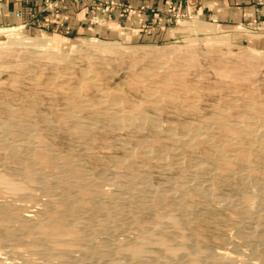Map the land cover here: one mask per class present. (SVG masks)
I'll return each instance as SVG.
<instances>
[{
    "label": "rangeland",
    "instance_id": "374dc122",
    "mask_svg": "<svg viewBox=\"0 0 264 264\" xmlns=\"http://www.w3.org/2000/svg\"><path fill=\"white\" fill-rule=\"evenodd\" d=\"M88 6V28L81 31L0 20V212L18 220L27 215L36 225L73 203L77 223L91 230L113 198L144 228L160 207L178 205L189 209L180 231L200 250L227 254L234 264H264V244L246 237L264 230V206L244 212L238 205L244 196H264L262 5L197 16L168 0L154 19L116 0ZM196 21L215 30L185 29ZM26 146L37 148L33 157ZM21 165L32 169L34 183ZM178 186L180 202L162 193ZM79 189L84 194L77 196ZM155 191L157 210L138 211ZM65 192L76 194V203L62 202ZM91 200L101 209L95 222L85 219L95 214ZM21 221L0 223V259L56 263L37 250L46 245L41 235L21 232ZM101 233L93 236L97 245L122 234Z\"/></svg>",
    "mask_w": 264,
    "mask_h": 264
},
{
    "label": "bare ground",
    "instance_id": "6f19581e",
    "mask_svg": "<svg viewBox=\"0 0 264 264\" xmlns=\"http://www.w3.org/2000/svg\"><path fill=\"white\" fill-rule=\"evenodd\" d=\"M185 29H187L191 32H212L215 30V28L212 27L211 25L204 23V22H198V21L193 22L190 25L185 26ZM182 142L186 146L187 145L191 146L194 143V142L191 143L192 141L189 142L186 140H184ZM213 146L214 145H212V147ZM12 150L16 154L19 153L18 149H15L12 147ZM24 150H26L27 154H29L33 157L34 153L37 151V148H34L32 146H26ZM215 151L218 153L219 156H222V157L224 156L220 150L216 149ZM42 153H43V151H42ZM49 160H52V158H49ZM227 160H229V158ZM41 165H43V164H41ZM65 165H67V162L65 163ZM21 168L24 170V178L27 180V182L33 181V183H34L33 177L31 175L32 169H30V167L28 165H21ZM35 180H37V179H35ZM41 182H42V180H41ZM42 183H40V184H42ZM37 184H39V183H37ZM10 187L15 188V186L12 184ZM79 188H81V187H79ZM139 190L141 191V189H139ZM173 190H175L177 192V195H174ZM83 191H84V189H83ZM69 192H65L63 194L62 199H61L62 202H63V200L65 202V200L68 201L69 199L72 202L76 201V200H74V196L76 194L75 195L73 194L72 195L73 197H72V196H70ZM72 192H73V190H72ZM74 192H75V190H74ZM85 192H88V190H85ZM162 193L164 195H166L167 197L168 196H171V197L175 196L176 198H178L177 199L178 202H180V197L182 195V192H180L179 186L174 187V188L166 187L164 190H162ZM81 194H84L82 192V190H80V189L77 190V196H79ZM151 196H150L151 198L149 197L150 200L148 197H145V198H148V200L145 199L146 201H145L144 205H142V204L141 205L137 204L138 206L136 205L138 207V211H140V210H146L147 211L148 209L152 208L153 206H154V208H156V207L158 208V206L155 205L159 199V196H158V194H156V191H155V194H152ZM162 197H163V195H162ZM101 198H102V196H101ZM255 198L256 199H254V197H251V196H248V197L244 196V199H242V201L240 200L241 202H239V204H238L239 209L245 212V211H250L255 206L256 207L259 205L264 206L263 194L262 195L260 194V195H258V197H255ZM76 199H78V198H76ZM91 199H94V198H91ZM112 200H113V198H111V204H113V205H111L109 207L111 211L107 212L105 210L106 212L102 214L103 215V216H101L102 219L98 221L97 226L95 224L96 229H92V227H91V230L86 229L85 226L89 225L87 223H85L84 226H80L77 223L79 218L75 214V209L73 207V203L71 205H67V204L60 203L61 202L60 201L59 203L62 205L59 208V210L55 211L56 213H53L51 211L53 214L47 215L46 217L41 219L38 223H36V225H33L34 223L32 224L31 219H33V218L28 217L27 215L25 217L23 216L24 218L21 217V219H22L21 225H24V228L20 227L22 229L21 232H23V229H24L25 235H27V237L32 236L34 234L41 235L42 238H44L46 245L42 242L43 243L42 245H44V246L41 245L39 248H37V250L40 253H43L45 256H47V258L50 261L55 260V262L57 264H62V263L64 264L65 260H67V264H234L235 260L233 258H231L229 255L221 254V253L208 254V252L206 253L205 251L200 250L192 242L185 239L184 235H182L180 230L184 225H187L189 223L188 220L182 219V215L184 213H188V211H189L188 208H184L182 210V208L177 205V206L172 207L168 210H163L159 206L160 210H158V212L156 213L155 218L153 217L154 219H152L153 221L151 222V224H149V226H147V227L139 228L136 226V217L132 216V215H134L133 213L130 215L131 212L126 210V208H124V206H123L124 203L123 202H122L123 204L117 203V202H114ZM122 200L124 202L125 201L128 202L129 198L127 197V198H124ZM152 200L155 201L154 202L155 204L151 203ZM91 201H90L91 202V208L95 212V214L90 213L89 216L86 215L87 217L85 219L88 218L90 220H93L95 218L96 214H98V211L101 209L98 206L97 201H93V200H91ZM56 202L58 203V201H56ZM126 202H125V204H126ZM135 202H136V200H135ZM88 203H89V201H88ZM127 204H130V203H127ZM133 204H132V206H133ZM65 205H66V208H65ZM46 206H48V205H46ZM49 206H51V205H49ZM130 207H129V209H130ZM157 208H156V210H157ZM51 210H52V208H51ZM86 210L90 211L89 209H86ZM130 210H132V209H130ZM136 210H137V208H136ZM155 211H154V213H155ZM62 213L63 214L65 213L66 216H63ZM83 214H82V216H83ZM128 215H130L131 221L129 220L130 223L126 222L129 225L128 226L126 225L127 227H125V229H124L123 228L124 226L121 227L120 224H123L124 217H127ZM260 216H262V218H264V213L260 214ZM21 219L18 220L16 217H13V216H10V215H7V214L0 212V223H8V224L15 223V224H17V222L20 221ZM96 219H98V218L96 217ZM95 220H93V221L95 222ZM117 222H121V223H117ZM17 227H18V225H17ZM15 228H16V226H15ZM9 229H11V228H9ZM7 231H8V233H5V235H8V236L11 235V233H9L10 230H7ZM100 232L104 233L103 234L104 236L106 234V236L108 235L110 237L118 235V233L119 234L122 233V234H121V238L115 239V241L113 243L111 242L110 244H108V243L106 244V243L101 242V243H103L102 245H100L101 243H99V245H97L93 241V240H95L93 238V236L95 237L96 233H100ZM2 235H3V233L0 234V237ZM246 237H247V239L248 238L249 239L254 238L257 241H260L261 243L264 244V230L257 232L255 230L251 229L250 231H248ZM24 238H26V237H24ZM31 242H33V241H31ZM82 242L85 243L84 244L85 246L83 245L84 246L83 248H77V250H75L74 248H71L72 245L79 246ZM35 243H37V242H35ZM82 253L86 254L85 258L79 256L80 254L83 255ZM76 254H78V255H76ZM18 255H17V257H18ZM20 256H21V254H20ZM72 257L74 259H71ZM203 259H205L206 261L205 260L202 261ZM5 260L3 261L0 259V264H11ZM246 261L241 260L240 262H241V264H252V262L249 263ZM56 263L53 262L51 264H56Z\"/></svg>",
    "mask_w": 264,
    "mask_h": 264
},
{
    "label": "crops",
    "instance_id": "0c3cea01",
    "mask_svg": "<svg viewBox=\"0 0 264 264\" xmlns=\"http://www.w3.org/2000/svg\"><path fill=\"white\" fill-rule=\"evenodd\" d=\"M62 0L55 1V8H51L49 0H0V20L12 24L14 22L24 24L47 25L53 30L77 31L88 28L89 4L92 0ZM98 0H93L97 2ZM120 6H130L136 16L148 14V19H154L152 14L157 11H165L168 0H116ZM262 5L264 0H175V9L187 15H201L208 13L210 16H219L223 10L232 12H244L250 6ZM44 7L48 9L43 10ZM57 8V9H56ZM45 11V12H44ZM19 12L20 17L15 13ZM56 13V14H55ZM97 17L99 11L96 12ZM99 20H97L98 22Z\"/></svg>",
    "mask_w": 264,
    "mask_h": 264
},
{
    "label": "built area",
    "instance_id": "2783aa9c",
    "mask_svg": "<svg viewBox=\"0 0 264 264\" xmlns=\"http://www.w3.org/2000/svg\"><path fill=\"white\" fill-rule=\"evenodd\" d=\"M15 16H16L17 18L20 17L19 12H16V13H15Z\"/></svg>",
    "mask_w": 264,
    "mask_h": 264
}]
</instances>
